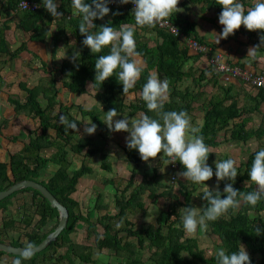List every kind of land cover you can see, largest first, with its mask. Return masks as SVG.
<instances>
[{"label":"trees","instance_id":"16d2710c","mask_svg":"<svg viewBox=\"0 0 264 264\" xmlns=\"http://www.w3.org/2000/svg\"><path fill=\"white\" fill-rule=\"evenodd\" d=\"M30 1L41 4V0H0V15L2 13L11 12L17 19L16 28L23 32L29 33L28 41L43 42L50 33L52 44L51 71L53 73H61L66 75L68 80L61 83L62 91L71 94H83L87 91L98 102L103 104L108 110L116 108L119 113H127L135 115L138 112L148 114L154 118H158L155 112H148L145 102L142 99V86L146 83L147 77L153 71L159 76L166 78L169 83V92L167 102H164V110H184L188 114L194 110V104H205L206 94L203 92L200 82L204 80L205 74L199 73L195 75L191 70L183 71V66L188 60L194 57H201L200 54L189 49L190 47L183 42L180 37L173 35L167 29L159 27L155 28H137L135 33L137 51L140 53L137 59L141 62L144 71L137 81L135 87L128 93H123V86L114 76L109 77L102 84L95 82V62L99 55L107 54L110 46H106L101 53L93 54L91 50L82 44L84 36L79 33L78 24L80 17L76 14V10L71 6V0H58V11L63 13V17L58 19L51 16L50 13L42 6L35 10L21 9L19 2ZM193 4L203 3L205 7H201V11L214 9L218 14L222 12V6L217 0H187ZM244 4L245 9H249L256 0H240ZM109 7L112 11L121 13L113 16L111 12L105 16L103 20H96L94 23L99 26L108 24L117 29L121 25H134V17L131 14L132 7L129 4L120 5L111 3ZM169 22L177 28L185 38L196 40L199 44L210 47L214 51L218 45L210 42L204 37L199 36L195 23L187 18H182L178 13H174ZM213 25H216L214 19L208 18ZM4 25V24H3ZM55 25L62 35L70 37L75 43L74 47L69 49L67 56L69 60L63 61L59 67L55 62V54L57 49V32H50V28ZM8 27L4 25L0 27V61L5 57L13 59L20 55L21 52L29 51L27 40L23 42L16 50L10 52L7 48V42L3 36V31ZM151 29L154 31L160 41L149 46L141 38V32ZM243 34L248 44L256 47L260 44V35L264 34V30H247L243 25L234 31L227 39H223L222 43H226L229 39L236 35ZM79 51L81 56L79 60L73 62L72 57L75 52ZM264 47L257 49V53H262ZM71 59V60H70ZM229 64V63H228ZM47 65L41 61L43 70ZM230 66H238L232 65ZM214 74L210 78L211 87L217 85V78L221 73L214 72L212 66H209ZM242 69V68H241ZM244 70V69H243ZM261 73V72H260ZM253 74H259L253 72ZM192 78V86H198L194 91L191 87L182 91L178 89L179 82L183 78ZM243 81V80H242ZM90 88H87L88 85ZM243 84L256 90V97L264 104V89L255 88L243 81ZM20 89L24 92V99L18 100L14 97H8L7 103L11 105L4 112V121L2 123L3 138L2 145L8 142H16L17 138L9 135L8 131L9 117L11 115L25 114L37 118L39 121L40 132L30 131L28 143H23L22 149L11 155L8 163L0 162V191L8 189L15 183L24 180L37 179L40 170L48 163H54L58 166L56 172L44 182H40L49 192L58 200L60 204L66 207L68 211L67 225L59 234L55 241L51 242L44 250L33 254L30 259H24L22 256H12L14 261L21 260L22 264H60L65 261L68 264H97L92 258L93 248L88 245L77 244L72 241V234L77 231V224H85L86 231L94 237V248L98 251L109 250L114 253V257L120 261L116 264H145L144 261L137 258L138 250H142L145 246L153 248L149 258L153 264H216L215 252L212 255L205 256V252L198 246L197 240L187 237L180 221V209L183 207H192L191 195L195 191V185L191 181L182 183L177 181L179 188L183 190L182 200L174 193L172 184H163L156 181V175L152 177L143 176L140 182H136V169L145 161L141 160L137 150H130L125 146L123 151L127 160L131 164L130 177L126 180V184L121 188L119 179L107 180L103 184L110 185L114 188L115 193V213L109 211L108 204L104 203L103 194L100 191L95 192L94 211H104L105 213L98 217L95 221L89 215H82L79 204L71 195L75 191V186L79 178L91 174V166H87L82 162L79 169L69 175V167L73 156L81 157L83 150L86 149L84 157L90 158L96 154L99 149L95 146L96 139L102 138L105 132L102 129L100 120V112L98 108L91 107L86 110L78 105V112L81 118H88L97 125V131L94 138L80 137L78 129L82 121L71 115H67L69 120H75L77 123L76 130H68L66 133L64 126L58 123L59 115L68 112L71 106L64 105L60 101H56L57 90L52 86L51 90H41L40 88H27L25 84H19ZM40 94H43L46 101L43 107L38 100ZM133 94L135 100L125 104L127 95ZM228 102V104H226ZM253 105V107L239 106L238 97L233 93L232 88L218 87L215 94H211L207 102V108L203 113V124L200 128V134L205 138V143L209 147L218 146L216 135L220 131H224L222 143L228 142H247L250 138L258 141L264 138V121L256 129L247 128L250 123L248 116L253 110L258 111L261 103ZM48 130H53L54 135H49ZM109 131V130H108ZM110 132V131H109ZM264 149V144L259 143L257 149L247 155L244 163L238 168L234 187L241 192H249L257 189V185L250 181L248 169L254 158L255 151ZM46 150H52L49 155H45ZM163 153H159V158ZM156 158H149L153 161ZM109 157L102 154L100 167L103 170L110 171L111 163ZM180 170L184 168L177 161ZM230 181H221L220 191H223L225 183ZM148 192V198L153 204H157L160 199L167 202L163 223L160 218L157 219V226L148 224L139 229L134 228V224L129 221L128 214L140 212L145 213L146 209L142 201L143 195ZM23 195H29L28 199ZM203 195V194H201ZM23 196V197H22ZM25 196V197H26ZM16 201L15 217L6 216L0 221V243L11 245L14 247H27L38 245L58 224V212L50 206V203L35 189H22L0 201V212L8 210V206ZM206 206V201H204ZM203 206V207H204ZM37 217L34 221V217ZM22 222L25 229H29L24 234V240L14 237L17 223ZM120 225L117 227V225ZM97 225L102 226V232L98 233ZM259 227L261 234L257 235L254 228ZM161 227L164 229L162 232ZM209 229L219 241L214 251L219 247L226 248L229 252L238 251L243 246L248 252L252 264H264V200L260 201L254 208L245 204L243 200L237 209L229 210L227 214L222 216L215 222L209 223ZM64 248V252L57 255L55 262L52 263L50 256L55 254L58 249ZM4 254L0 251V255ZM184 254H186L184 256ZM66 263V264H67ZM113 264V263H107Z\"/></svg>","mask_w":264,"mask_h":264},{"label":"clouds","instance_id":"9594fccd","mask_svg":"<svg viewBox=\"0 0 264 264\" xmlns=\"http://www.w3.org/2000/svg\"><path fill=\"white\" fill-rule=\"evenodd\" d=\"M111 3L133 5L131 14L134 17V25H121L118 29L110 26L111 22L98 27L96 20H103L109 13L113 16L120 15L119 10L112 11ZM179 0H71V6L80 17L78 24L79 33L84 36L82 44L91 50V53H101L106 46H110L107 54L99 55L95 62V82L101 84L109 77L114 76L123 86L126 94L133 89L140 79L144 68L137 59L140 53L137 51L135 33L137 28H155L158 24L170 18L180 11L177 5ZM222 6L219 14V24L223 26L219 39H227L234 31L243 25L247 30H264V0H256L249 8L245 9L240 0H217ZM42 6L58 19L63 13L58 11V0H41ZM38 4L37 7H40ZM260 44L248 50L251 59L256 58L257 49L264 47V34L260 35ZM200 54V53H198ZM65 56V55H64ZM62 56L61 58H63ZM79 51L73 54L72 60H79ZM169 83L158 74L150 73L146 83L142 86V99L148 112H155L158 118L142 113L140 118H129L123 115L122 119H114L120 113L112 108L104 113L102 119L110 132L124 131L129 133L125 138L126 147L137 150L141 160L149 162V158H156L159 153L165 163L174 164L179 161L184 171L179 173L194 185H202V199L206 206L183 207L180 209V221L184 232L189 235L197 234L198 230L207 231L210 222H215L227 214L229 210L237 209L241 200L251 207H255L264 200V149L255 151L251 166L248 169L249 180L257 185V189L249 192H241L234 187L238 168L232 158L215 160V169L208 164L210 151L205 143V138L200 134V129L192 124L191 117L184 111L164 110V102L168 99ZM86 110H89L86 108ZM58 123L68 130H76L75 120H69L67 115L60 114ZM84 132L92 135L97 130V125L86 121ZM217 185L210 190L204 182L213 178ZM220 181L225 183L223 191L219 189ZM120 225L118 224L117 227ZM257 235L261 234L259 227L254 228ZM34 248L28 245L22 249L24 259H30ZM216 264H252L248 252L243 246L238 251L229 252L224 247L215 251ZM15 264H22L17 260Z\"/></svg>","mask_w":264,"mask_h":264},{"label":"crops","instance_id":"0c3cea01","mask_svg":"<svg viewBox=\"0 0 264 264\" xmlns=\"http://www.w3.org/2000/svg\"><path fill=\"white\" fill-rule=\"evenodd\" d=\"M178 9L180 11L176 12L179 14L182 18H187L191 22L195 23V28L199 34V36L204 37L210 42H214L218 45V47L213 51L214 54H219L223 60H225L227 63L232 65H239L242 69L260 73L264 70V51L261 53H258L255 59H251L248 56V50L250 48H253L250 44H248L245 35L239 34L234 36L233 38L229 39L226 43H222L223 39H219V43H217V39L219 38V34L222 31L223 26L219 24L218 17L219 14L214 9L201 11V7H205L203 3L201 4H193L191 2H188L187 0H179V3L177 5ZM14 14L11 12L2 13L0 15V27H3L6 25L8 28L3 31V36L7 42V48L10 52L16 50L23 42L27 40V46L29 51H26L24 53L21 52L19 56L9 59L5 57L4 60L0 61V135L3 133V127L2 123L4 121V112L7 108H9L11 105L7 103L8 97H14L18 100L24 99V92L20 89L19 84H25L27 88H40L43 90H51L52 86L55 87L57 90L56 94V101L62 102L64 105L71 106L65 115H71L73 117H76L82 121L81 126L78 129V133L80 137L85 138H94V135L96 132L92 135H88L84 132V128L87 125L86 121H90L88 118H81L79 116L78 108L77 106L80 105L83 108H91L96 107L98 108L100 112V120L102 123V129L105 131L102 136V138L96 139L95 146L99 151L94 154L93 156H90V158H86L83 156L85 154L86 149L83 150L81 157L79 156H73L72 155V162L69 167V175L72 174L74 171L79 169L82 162L86 164L87 166H91L92 173L85 175L78 179L75 191L71 195V197L76 200L79 204V209L82 215H89L91 219L93 220V217L95 220L102 216L105 212L104 211H94L93 206L95 202V192L98 190L103 194L104 203L108 204L109 211L113 213L115 212V191L114 188L110 185H104L103 183L107 180L112 179H119L121 188L126 184V180L130 177V170H131V164L127 160V157L123 151V147L126 144L125 138L129 135V133L120 131V132H109L107 125L103 122V115L107 111H109L103 104L98 102L96 99L93 98L90 91H87L83 94H71L68 92L62 91L61 83L63 81L68 80V77L66 75H62L61 73H53L51 71L52 64H51V56H52V44L53 41L51 39L50 33L45 38L43 42H37V41H28L29 33L23 32L21 30H18L16 28L17 19L13 16ZM208 18L214 19V22L216 25H213L210 21H208ZM4 24V25H3ZM58 29L55 28V25L50 28V32H57ZM141 38L144 42H146L149 46H154L158 40L157 34L152 31L151 29H147L143 32H141ZM180 39L185 42L186 39L181 38ZM185 40V41H184ZM57 49L55 54V62L57 67L63 62L69 60V57L67 56V53L69 49L74 47L75 43L72 41L70 37H67L66 35H62L60 32H57ZM185 44L188 46L187 42ZM191 49V48H189ZM193 50V49H191ZM194 51V50H193ZM195 52V51H194ZM65 55V56H64ZM201 57L197 58L194 57L193 59L188 60L183 66V71L191 70L195 75H198L199 73H204L205 78L202 80L199 84L201 85V88L203 92H205L207 98L205 101V104H194V110L189 113V116L191 117L192 124L199 129L202 127L203 121V113L205 109L207 108V102L210 98L211 94H215L218 90V87H228L230 86L232 88L233 93H235L238 97V105L239 106H246V107H253V105L258 104L260 100L256 97V90L254 88H250L243 84V81L241 79L236 78H230L228 80H225V76L221 75L217 78V85L211 87L210 85V78L212 75L210 65L208 64V57L200 54ZM64 56L63 58H61ZM71 60V59H70ZM41 61L47 65L45 70H43L41 67ZM152 74H157L156 71H153ZM160 78L164 79L163 76H160ZM90 84L87 86V88H90ZM192 88L194 91L197 90L198 86L194 85L192 86V78L189 76L188 78H183L181 82H179L178 89L183 90L185 88ZM38 100L40 101L41 105L45 107L46 101L44 100L43 94H40L38 97ZM135 100V96L133 94H129L126 96L124 103L128 104L131 101ZM169 98L165 101L167 102ZM261 106L258 111L253 110L251 113H249L250 117V123L247 126V128H254L260 126V124L264 121V104L262 102ZM228 104V102H226ZM71 110L73 112H71ZM64 114V113H63ZM142 113L138 112L135 115H130L127 113H120L117 117L114 119H122L123 115H128L129 118H140V115ZM30 131H36L40 132L39 127V121L37 118L26 116L25 114L20 115H11L9 117V124H8V131H6L7 136L12 135L17 138L16 142H8L5 145H2L3 138L0 136V162H6L8 163L11 155L19 152L22 147L23 143H28L29 138V132ZM97 131V130H96ZM49 135H54L53 130H48ZM224 134V131L218 132L216 135L218 146L209 147L210 151L212 153L209 154L208 158V164L215 169L214 161L215 160H223L229 158V155L227 154L226 146H231L232 144L237 146L238 153L239 151V145L244 146L245 153L239 157L238 154L237 157L239 158L238 165L236 167H239L242 163L245 162L247 155L250 153V151H253L255 149V144L259 143L264 144V138H261L260 141L250 138L247 142H228V143H222L223 139L222 136ZM102 154H106L109 157V162L111 163V170H103L100 167V161ZM245 156V159H244ZM240 158H242L240 160ZM168 158L165 157L163 160L159 158L154 159L153 161L144 162L136 169L135 174V180L136 182H140L142 180V177L145 175L147 177H152L153 175H156V181L163 183V184H172L173 182H170V178L175 181H180L182 183L187 182L184 177L179 175L182 171L179 168V165L177 164V167H173L172 164H166L165 161ZM232 159L236 160L234 157ZM58 169V166L54 163L48 162L39 172V175L36 179L38 182H44L47 181ZM177 183V182H176ZM207 186H209V189L212 190L217 185V180L215 178V175L212 179L204 182ZM221 181L219 182V189L221 187L220 185ZM173 191L175 194H181L179 199L182 200L183 196V190L179 188V185L172 184ZM204 190V187L202 185H195V191L191 195V205L192 207H198L203 208L204 206V200L202 199V192ZM24 198L25 195H23ZM22 196V197H23ZM150 201V204L152 206L158 207L157 205L159 202L155 205L151 202V199L148 198V192H146L143 197L142 201L145 206V213L142 214L139 211L135 214H140L141 217H144L148 214V207L147 200ZM162 200V199H160ZM159 200V201H160ZM17 202L13 201L11 205L8 206V210L5 212H0V221L6 217V216H16V208H17ZM85 211V212H84ZM133 215V214H128ZM157 217V216H156ZM37 219V217H34V221ZM82 224V223H80ZM84 225V224H82ZM148 224H144L143 227L147 226ZM153 225V224H152ZM135 226V225H134ZM142 227V226H141ZM140 227V228H141ZM78 228V227H77ZM87 228V227H86ZM208 230L210 232V229L208 227ZM211 233V232H210ZM213 235V234H212ZM192 238H195V236H190ZM196 239V238H195ZM197 240V239H196ZM3 255L8 256V254L4 253ZM10 257V256H8ZM12 258V257H10ZM0 259H3L0 255ZM14 260V258H12ZM1 261V260H0Z\"/></svg>","mask_w":264,"mask_h":264},{"label":"rangeland","instance_id":"374dc122","mask_svg":"<svg viewBox=\"0 0 264 264\" xmlns=\"http://www.w3.org/2000/svg\"><path fill=\"white\" fill-rule=\"evenodd\" d=\"M71 112H73L71 110ZM258 143L255 144V148L257 149ZM227 152V154L229 155L230 158L234 157L236 160V166L238 165V162H239V158L237 157L236 154L239 155V157H241V155L243 153H245V148L244 146L242 145H239V151L240 153H238V150H237V146L233 145L232 144V147L230 146H226V148H224ZM52 150H46L45 152L46 153H43L45 154L46 156L50 154ZM242 158H240L241 160ZM244 159H245V156H244ZM173 165V164H172ZM170 182H173L172 184H177V180L175 179L172 180L170 178L169 180ZM171 184V183H170ZM181 195V194H180ZM180 195L178 194V196L180 197ZM26 196V195H25ZM29 195H27L26 199H28L29 201ZM147 200V199H146ZM147 204L149 205L150 204V201L147 200ZM166 205H167V202L164 201V200H160L159 201V204L157 205L158 207H155V206H152L149 205L148 207V214L150 215H145L144 217H141L140 214H133V215H128V219L129 221H131L135 226L134 228L135 229H139L141 226L143 227L144 224H153L155 226H157V219L160 218L161 220V224L163 223L162 219L164 220V217L165 215L163 214L164 210L166 209ZM85 212V211H84ZM113 213H115L113 211ZM10 216V215H9ZM157 216V217H156ZM10 217H13V216H10ZM15 219H20L19 217L14 216ZM36 221V220H35ZM93 221H95V218L93 217ZM22 222L20 221L19 223H17V225L19 226L16 230V232H14L16 238H19L20 240H24V234L26 231H28L29 229H25L23 228ZM77 231L75 233L72 234V241L74 243H77V244H83V245H88V246H91L93 248V255H92V258L95 259L96 263L97 264H107V263H113V264H116L118 263L120 260L115 258L113 255L114 253L112 251H109V250H102V251H98L96 248H94V237L93 235H89L86 231V225H82V224H77ZM102 226L101 225H97V231L98 233H101L102 232ZM161 230L162 232H164V229L161 227ZM187 237H190V236H195V238L197 239V243H198V246L204 250L205 252V256H209V255H212L214 254V249L216 247V245L219 243L218 239L212 235L209 230L207 229V231H200L198 230L197 234L195 235H189V234H186ZM64 248L62 249H58L57 252L53 255L50 256L51 258V262L54 263L55 262V259H56V256L63 253L64 252ZM153 251V248H149L148 246H145L142 250H138L137 252V255L136 257L141 259L142 261L145 262V264H153L151 262L149 258V255L151 254V252ZM186 254H184L185 256ZM1 257L3 259H0V264H15V261L12 260V258L8 257V256H5V255H1ZM67 262L63 261L61 262L60 264H66ZM68 264V263H67Z\"/></svg>","mask_w":264,"mask_h":264},{"label":"built area","instance_id":"2783aa9c","mask_svg":"<svg viewBox=\"0 0 264 264\" xmlns=\"http://www.w3.org/2000/svg\"><path fill=\"white\" fill-rule=\"evenodd\" d=\"M19 7L21 9H29L35 10L37 8L36 3L30 1H21L19 2ZM129 5L133 8V5L129 3ZM159 27L167 29L173 35L186 39L188 46L193 49L195 52L203 54L208 57V64L212 66L214 72L221 73V75L225 76V80L230 78L241 79L246 83L254 86L255 88L264 89V70L259 74H253V72L243 70L238 66H230L225 60L221 58L219 54H214L210 47L199 44L196 40L185 38L175 26H173L168 19L162 21L158 24ZM173 167H177V162H175ZM173 180V178H172Z\"/></svg>","mask_w":264,"mask_h":264},{"label":"water","instance_id":"95a60500","mask_svg":"<svg viewBox=\"0 0 264 264\" xmlns=\"http://www.w3.org/2000/svg\"><path fill=\"white\" fill-rule=\"evenodd\" d=\"M32 188L41 193V195L50 203V206L58 212V224L38 245L34 248V253H39L44 250L51 242L55 241L59 234L67 225L68 211L66 207L58 202V200L43 186L40 182L35 180H24L13 184L8 189L0 191V201L9 195L22 189ZM26 247H14L4 243H0V251L12 256H22L21 251Z\"/></svg>","mask_w":264,"mask_h":264}]
</instances>
